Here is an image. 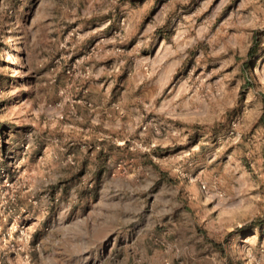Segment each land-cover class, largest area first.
Returning <instances> with one entry per match:
<instances>
[{
	"label": "rangeland",
	"instance_id": "rangeland-1",
	"mask_svg": "<svg viewBox=\"0 0 264 264\" xmlns=\"http://www.w3.org/2000/svg\"><path fill=\"white\" fill-rule=\"evenodd\" d=\"M0 264H264V0H0Z\"/></svg>",
	"mask_w": 264,
	"mask_h": 264
},
{
	"label": "built area",
	"instance_id": "built-area-1",
	"mask_svg": "<svg viewBox=\"0 0 264 264\" xmlns=\"http://www.w3.org/2000/svg\"><path fill=\"white\" fill-rule=\"evenodd\" d=\"M69 72H71V71H69ZM203 187L206 188V185L204 184Z\"/></svg>",
	"mask_w": 264,
	"mask_h": 264
},
{
	"label": "crops",
	"instance_id": "crops-1",
	"mask_svg": "<svg viewBox=\"0 0 264 264\" xmlns=\"http://www.w3.org/2000/svg\"><path fill=\"white\" fill-rule=\"evenodd\" d=\"M112 84H114V79L112 80V82H111Z\"/></svg>",
	"mask_w": 264,
	"mask_h": 264
},
{
	"label": "trees",
	"instance_id": "trees-1",
	"mask_svg": "<svg viewBox=\"0 0 264 264\" xmlns=\"http://www.w3.org/2000/svg\"><path fill=\"white\" fill-rule=\"evenodd\" d=\"M253 51V47L251 48L250 52Z\"/></svg>",
	"mask_w": 264,
	"mask_h": 264
}]
</instances>
